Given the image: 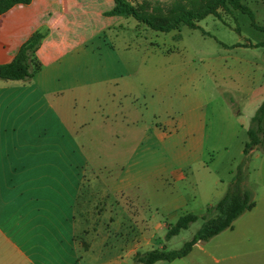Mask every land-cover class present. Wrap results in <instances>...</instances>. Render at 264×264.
Here are the masks:
<instances>
[{
  "label": "crops",
  "instance_id": "1",
  "mask_svg": "<svg viewBox=\"0 0 264 264\" xmlns=\"http://www.w3.org/2000/svg\"><path fill=\"white\" fill-rule=\"evenodd\" d=\"M113 8L31 0L0 14V65L45 35L32 80H0V264H131L164 246L168 224L225 193L208 158L220 142L207 119L226 92L220 79H188L186 64L141 75L147 31L106 16ZM77 17L95 26L79 29Z\"/></svg>",
  "mask_w": 264,
  "mask_h": 264
},
{
  "label": "rangeland",
  "instance_id": "2",
  "mask_svg": "<svg viewBox=\"0 0 264 264\" xmlns=\"http://www.w3.org/2000/svg\"><path fill=\"white\" fill-rule=\"evenodd\" d=\"M126 1L155 22H166L176 14L179 5L197 13L214 0ZM241 3L251 10L256 24L264 27V0H242ZM217 13L218 17L209 15L198 22L196 30L181 25L180 31L161 33L139 23L147 31H141V43H148L146 48L140 47V61L145 62L140 64V73L159 79L163 74H174L186 64L190 71L188 79H220L221 89L226 92L216 94L217 110L214 103V110L211 105L207 116L208 133L216 135L215 139H220V142L209 154V162L227 186L223 196L240 172L245 177L244 187L253 194L256 205L233 223L232 230L197 244L183 263L263 264L264 150L255 148L248 156L243 154L249 139L248 129L245 131L241 126L247 123L246 118L255 104L263 102L264 98V46L255 47L264 44V33L251 26L247 15L230 7L219 9ZM76 20L81 27L79 29H82L81 24L87 29L95 26L91 17L86 21L85 17H77ZM219 200L214 199L212 205ZM204 213L205 210L196 209L192 214L202 216ZM201 226L202 220H198L168 242L163 237V247L180 249ZM143 229L141 227L140 231ZM156 246L155 249H160Z\"/></svg>",
  "mask_w": 264,
  "mask_h": 264
},
{
  "label": "trees",
  "instance_id": "3",
  "mask_svg": "<svg viewBox=\"0 0 264 264\" xmlns=\"http://www.w3.org/2000/svg\"><path fill=\"white\" fill-rule=\"evenodd\" d=\"M112 1L114 8L106 13V16L133 18L136 22L142 23L156 32L180 31L181 25L186 26L190 30H196L199 28L198 22L209 15L218 17L217 10H226L230 7L247 15L251 26L257 31L264 33V27L256 24L253 13L241 3L242 0H214L197 13L190 9H183L179 5L176 9V14L168 18L166 22H155L146 13L144 15L140 14L126 0ZM30 3L31 0H0V14L6 13L14 6L28 5ZM44 38L45 35L40 31L32 33L29 39L19 48L13 59L5 65H0V80L30 82L41 67L36 59V53ZM261 46H264V44H259L255 47ZM246 134L249 140L244 146L243 154L245 156H248L255 148L264 150V102L251 118ZM237 175L226 194L216 204L208 206L202 216L184 213L175 223L166 226L164 241L168 242L178 236L181 231L188 229L191 224L202 220L201 228L180 249L167 250L162 247L160 249L139 251L131 258V264L171 263L187 256L196 244L206 243L222 232L232 229L233 223L255 206L253 194L244 187L245 177L240 172Z\"/></svg>",
  "mask_w": 264,
  "mask_h": 264
}]
</instances>
